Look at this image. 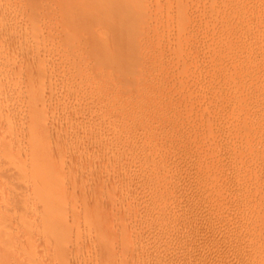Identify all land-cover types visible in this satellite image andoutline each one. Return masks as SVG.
Segmentation results:
<instances>
[{
    "label": "rangeland",
    "instance_id": "1",
    "mask_svg": "<svg viewBox=\"0 0 264 264\" xmlns=\"http://www.w3.org/2000/svg\"><path fill=\"white\" fill-rule=\"evenodd\" d=\"M85 1L0 0V264H264V0Z\"/></svg>",
    "mask_w": 264,
    "mask_h": 264
},
{
    "label": "bare ground",
    "instance_id": "2",
    "mask_svg": "<svg viewBox=\"0 0 264 264\" xmlns=\"http://www.w3.org/2000/svg\"><path fill=\"white\" fill-rule=\"evenodd\" d=\"M77 1L79 2V3L77 2L78 5L81 4L80 0H77ZM83 2H86V1L83 0ZM101 2H102V1H101ZM101 2H100V3H101ZM82 4H84V3H82ZM85 4H86V3H85ZM83 6H86V5H82V7H83ZM102 7H103V6H102ZM84 10H85V9H84ZM111 17H112V16H111ZM142 29H143V28H142ZM70 31H71V30H70ZM138 31H139V29H138ZM129 32H130V31H129ZM137 33H138V32H137ZM135 36H136V34H135ZM109 38H110V37H109ZM128 38H129V37H128ZM136 39H137V37H136ZM138 39H139V38H138ZM100 45H101V44H100ZM116 48H117V47H116ZM117 49H118V48H117ZM107 50H108V49H107ZM118 50H119V49H118ZM120 51H121V49H120ZM116 52H117V51H116ZM120 54H122V53L120 52ZM120 54L118 53V54H116V55H120ZM116 61H117V60H116ZM118 62H119V61H118ZM116 63H117V62H116ZM108 66H109V65H108ZM244 144H245V143H244ZM45 187L48 188V186H46V184H45ZM46 190H48V189H46ZM46 192H48V191H46ZM43 195H44V194H43ZM60 199H61V198H60ZM44 200H45V199H44ZM263 209H264V208H263ZM49 212H50V211H49ZM54 213H55V212H54ZM263 239H264V238H263ZM263 239H261L262 241H260V242H262V243L264 244V242H263L264 240H263ZM263 244H262V245H263ZM255 245H256V243H255ZM258 246H259V244H258ZM255 247H256V246H255ZM165 252H166V251H165ZM64 253H65V252H64ZM167 253H168V252H167ZM257 254H258V252H257ZM65 255H66V254H65ZM161 255H162V254H161ZM156 261H157V260H156ZM62 262H63V261H62Z\"/></svg>",
    "mask_w": 264,
    "mask_h": 264
}]
</instances>
